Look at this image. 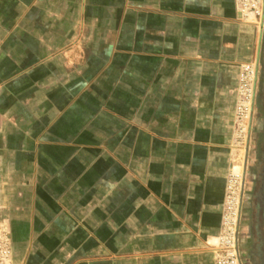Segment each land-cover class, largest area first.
<instances>
[{"label":"crops","instance_id":"crops-1","mask_svg":"<svg viewBox=\"0 0 264 264\" xmlns=\"http://www.w3.org/2000/svg\"><path fill=\"white\" fill-rule=\"evenodd\" d=\"M252 61L240 147L237 75ZM232 167L241 259L264 264V25L235 0H0L13 264H214Z\"/></svg>","mask_w":264,"mask_h":264},{"label":"built area","instance_id":"built-area-1","mask_svg":"<svg viewBox=\"0 0 264 264\" xmlns=\"http://www.w3.org/2000/svg\"><path fill=\"white\" fill-rule=\"evenodd\" d=\"M240 18L257 25L264 21V0H235ZM257 83V62L242 64L237 75L234 104L235 144L247 146L251 129ZM244 172L231 168L225 184L221 226L214 247V264H243L239 248L240 211L243 198ZM0 264H13L9 226L0 220Z\"/></svg>","mask_w":264,"mask_h":264},{"label":"rangeland","instance_id":"rangeland-1","mask_svg":"<svg viewBox=\"0 0 264 264\" xmlns=\"http://www.w3.org/2000/svg\"><path fill=\"white\" fill-rule=\"evenodd\" d=\"M263 25H264V21H263ZM252 251H254V250H252ZM242 263L243 264H246L247 263V260L243 259Z\"/></svg>","mask_w":264,"mask_h":264}]
</instances>
